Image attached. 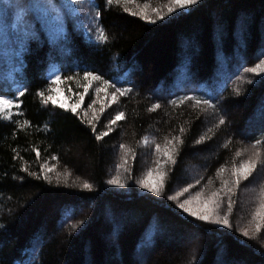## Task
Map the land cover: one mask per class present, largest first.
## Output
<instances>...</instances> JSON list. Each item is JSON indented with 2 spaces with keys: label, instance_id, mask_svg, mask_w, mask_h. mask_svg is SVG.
<instances>
[{
  "label": "trees",
  "instance_id": "16d2710c",
  "mask_svg": "<svg viewBox=\"0 0 264 264\" xmlns=\"http://www.w3.org/2000/svg\"><path fill=\"white\" fill-rule=\"evenodd\" d=\"M26 1L0 0V33L13 50L0 59V96L20 105L0 119V264H141V252L146 264H264V228L256 233L252 219L264 189V73L245 71L264 60V0H198L172 13L171 0H90L88 31L60 20L52 39L34 16L21 39L16 13L36 12ZM101 29L106 41L98 39ZM85 71L131 91L113 103L114 88L97 97L102 85L93 82L76 113L37 95H47L56 76H73L62 84L78 96ZM118 112L124 119L97 140ZM157 145L174 147L176 163ZM257 152L256 171L235 188L232 167ZM157 161L166 173L160 196L137 183ZM42 165L53 169L48 179ZM114 178L125 186L107 183ZM225 182L231 192L222 191ZM184 188L178 201L167 198ZM197 192H219L221 215L231 198V227L178 207ZM190 233L200 238L195 255L183 241Z\"/></svg>",
  "mask_w": 264,
  "mask_h": 264
},
{
  "label": "snow or ice",
  "instance_id": "6c2138e0",
  "mask_svg": "<svg viewBox=\"0 0 264 264\" xmlns=\"http://www.w3.org/2000/svg\"><path fill=\"white\" fill-rule=\"evenodd\" d=\"M120 3V0H106V4L108 6H112L113 4ZM127 2V0H125ZM198 3V0H171V3L168 5V13H172L176 11V9H185L188 6L195 5ZM147 7V6H145ZM127 11V9H125ZM155 15L163 19V14L159 9H154ZM132 15H137V13L133 12ZM139 15L147 20L150 23H155L156 21L151 19L145 11H141ZM96 17H100V12L98 11L96 13ZM98 39L101 41L107 40V35L103 29L99 31ZM245 71L252 72L255 74H261L264 73V60H262L259 64H257L253 68H246ZM75 78L73 76H56L55 79L52 80V85H55L56 87H49L48 88V94L46 95L45 92H39L37 95L40 97L42 103L44 105L52 104L54 106H58L61 109L67 108V110L76 113L77 108L79 107L80 103L83 102L85 94L89 92V88L93 82H99L102 87L98 86L95 89L97 97H99L101 92H106L109 87L114 88V92L112 93L111 100L112 102H116L117 100V94L123 96L127 92L131 91L130 89H121L118 87H115V85H110L109 82L105 79H103L100 75H95L92 72L85 71L83 74V80L87 83H84L81 85L83 87V93H78V100L72 104V105H66L63 102H58L57 97L60 94V88L59 85L62 83H66L67 81H72ZM69 92L72 91L71 87L67 89ZM55 93V95H53ZM21 96L24 95L23 92L20 93ZM186 99L192 100L194 97H187ZM97 101H93V103H96ZM183 103V101H181ZM195 103L199 105L200 103L209 104L208 100L200 101L196 100ZM12 107L19 108L20 105L18 103H14L12 99H5L2 96H0V119H11V115L9 110ZM160 107L159 104L153 105L152 109H149V111L156 110ZM89 108H91V105H89ZM101 112L104 111V106L102 105ZM125 114L123 112H118L115 116V118L111 119L109 121V124L107 125L108 131H105L103 133H100L96 136L97 140H102L104 137L109 135V132L112 131V125H115L117 121L124 119ZM98 119V117H94ZM27 124V121L24 122ZM220 123L223 124L224 120L221 119ZM93 131H95V128H93ZM183 131V129H181ZM178 139V138H174ZM201 141L198 140L197 143H200ZM144 143L147 144V139L145 138ZM171 144L172 141H169ZM180 143H183V141H180ZM261 141H257V144H260ZM122 149L124 148V145L120 146ZM255 147V145L253 146ZM35 151V149H33ZM156 151L163 152V155L167 158L168 161H170L172 164H175L176 161L174 159L173 154L175 153L176 149L174 147L172 148H165L161 149L159 145L156 146ZM237 156H240L241 153H236ZM37 156H39V152H37ZM257 159H249L246 161H243L239 164V166H233L231 169V175L234 178L232 180V185L235 188H239L242 181H246L253 175V172L256 171L257 165L259 163L258 157L259 152L256 153ZM55 159V157H53ZM158 167L155 170H149L146 174V177L144 179H141L137 181L139 186L143 189H146L148 192L153 193L156 196H160L162 194V189L164 188V179L166 176V173L161 171L160 168L162 165L160 164V161L156 162ZM42 170L45 171V179H48L47 172L52 171L53 169L48 168L44 169V166H41ZM225 169L221 168L220 172H224ZM31 174V173H29ZM219 175V173H218ZM108 184H114L118 185L119 187H124V184H121L119 181V178L110 179L107 182ZM189 187H192L191 185ZM84 189L91 190V185L88 183H85L83 185ZM231 192L232 188L228 187V182L224 183V188L222 191ZM189 188H184L183 192H177L175 195H169L167 198L169 200L178 201L179 197L182 196L185 192H188ZM202 193L197 192L194 196L188 199H184L182 203L178 202V207L183 210L184 213H187L189 216L195 218V220L206 222L209 224L214 225H222L224 228L231 227L230 221H229V215L232 212L233 209V201L229 197L228 204H227V213L224 215H221L220 209H221V203H222V197L219 192H213L210 196L206 198H202ZM261 201L259 206L256 208L254 214H253V221H254V231L256 233H260L262 228H264V189H262L261 192ZM245 237L249 236V232L247 230L243 231L242 233Z\"/></svg>",
  "mask_w": 264,
  "mask_h": 264
},
{
  "label": "rangeland",
  "instance_id": "374dc122",
  "mask_svg": "<svg viewBox=\"0 0 264 264\" xmlns=\"http://www.w3.org/2000/svg\"><path fill=\"white\" fill-rule=\"evenodd\" d=\"M52 1H54L53 6L51 8L50 6H48L47 8H49V10H45L46 6ZM24 2L25 0H19L17 4H22ZM30 4L35 8L36 12L34 14L24 16L22 14V10H18L15 16L16 22L22 24L21 28L23 32H19L18 34V36L21 35V39L23 38L25 39V37L28 35L27 33H25L26 30H29V31L32 30V25L30 26L28 23L25 24V22L29 21L34 16L35 18L41 16L43 23L46 25L47 29H49V31L51 32L50 35L52 39H54L55 36L56 37L58 36L57 30L54 25L57 23H60V20L67 21V22L73 21L76 28L81 31H88L89 28L92 26V21H93L92 7H91L92 2L90 0H56V1L55 0H30ZM25 5L29 6L28 0L26 1ZM0 24H1V20H0ZM244 27H245L244 24L239 23L238 29L240 30V32L245 30ZM1 33H0V59H3L4 57L10 58L13 50L11 47L9 48V45H10L9 41L6 39L4 35H1ZM59 88H60V94L57 97L58 102H63L66 105H72L78 100L79 97L70 92L68 93L65 89L66 87L63 86V84H60ZM101 93H105V92H101ZM87 94H85L84 100L83 102L80 103L76 112L83 109ZM53 95H55V93H53ZM14 103H18V102L14 101ZM13 108L14 107H12L9 110V112H11ZM17 109L18 108L15 107V110ZM200 168H202V165L200 167L193 166L191 173L190 172L189 173L191 175L195 174L196 172L200 170ZM122 214L123 212H121V215ZM168 239L173 240L174 237L168 236ZM199 239L200 238L196 235V233H190V234H187L183 240L185 244L191 245V249H192L191 252L193 255L196 254L195 249L197 247ZM144 255H145L144 252H141V254H139V257L141 256V259H140V261L142 262L141 264H146V262H144Z\"/></svg>",
  "mask_w": 264,
  "mask_h": 264
}]
</instances>
